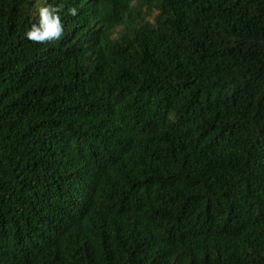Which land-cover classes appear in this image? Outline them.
Here are the masks:
<instances>
[{
  "label": "trees",
  "instance_id": "trees-1",
  "mask_svg": "<svg viewBox=\"0 0 264 264\" xmlns=\"http://www.w3.org/2000/svg\"><path fill=\"white\" fill-rule=\"evenodd\" d=\"M0 264H264V0H0Z\"/></svg>",
  "mask_w": 264,
  "mask_h": 264
},
{
  "label": "clouds",
  "instance_id": "clouds-1",
  "mask_svg": "<svg viewBox=\"0 0 264 264\" xmlns=\"http://www.w3.org/2000/svg\"><path fill=\"white\" fill-rule=\"evenodd\" d=\"M39 11V23H33L26 33L27 38L36 42L58 39L63 31L60 12L51 5L42 6ZM69 12L75 14L76 9L71 8Z\"/></svg>",
  "mask_w": 264,
  "mask_h": 264
}]
</instances>
